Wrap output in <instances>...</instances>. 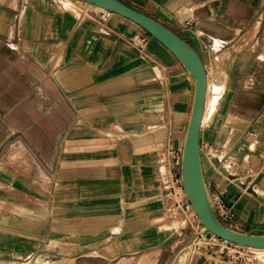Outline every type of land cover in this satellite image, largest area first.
I'll list each match as a JSON object with an SVG mask.
<instances>
[{
  "label": "crops",
  "instance_id": "obj_1",
  "mask_svg": "<svg viewBox=\"0 0 264 264\" xmlns=\"http://www.w3.org/2000/svg\"><path fill=\"white\" fill-rule=\"evenodd\" d=\"M125 1L185 38L208 83L233 55L200 132L204 175L237 229L264 233L263 0ZM96 8L0 0V264H158L168 253L161 177L195 81L139 25Z\"/></svg>",
  "mask_w": 264,
  "mask_h": 264
},
{
  "label": "water",
  "instance_id": "obj_2",
  "mask_svg": "<svg viewBox=\"0 0 264 264\" xmlns=\"http://www.w3.org/2000/svg\"><path fill=\"white\" fill-rule=\"evenodd\" d=\"M86 1L139 25L171 51L189 71L195 81V90L192 111L182 144L181 180L185 195L205 232L234 244L264 249V233L230 228L220 220L214 208L211 192L205 180L200 146V132L208 90L207 69L200 53L167 25L125 0ZM213 162L224 174H229L218 158H214ZM262 178L263 175L259 174L256 182Z\"/></svg>",
  "mask_w": 264,
  "mask_h": 264
},
{
  "label": "built area",
  "instance_id": "obj_3",
  "mask_svg": "<svg viewBox=\"0 0 264 264\" xmlns=\"http://www.w3.org/2000/svg\"><path fill=\"white\" fill-rule=\"evenodd\" d=\"M91 6L93 4L87 2ZM82 16H94L93 13L88 12L86 7L82 6ZM144 39L137 43L138 45H143ZM209 152L212 156L218 158V150L216 148L209 147ZM181 159H182V147L174 148L170 147L166 152V157L164 159L165 170L161 177V190H162V201L164 204L166 216H182L186 215L189 211H194L190 202L188 201L185 193L182 192V180H181ZM219 159V158H218ZM182 195V196H181ZM214 208L220 220L228 227L237 229L238 224L235 218V213L231 207L226 205L225 201V191H218L211 193ZM196 240L200 245L205 246V248L220 247L223 250L227 249L229 253L233 254L232 259L223 260L221 262H231L234 264H253L255 259L251 258V248L246 246H241L228 241H225L216 235L205 232V228L198 223L195 228ZM198 251L192 252L196 254ZM192 254V257H193ZM220 257V256H219ZM224 258V257H223ZM217 262L215 264L221 263Z\"/></svg>",
  "mask_w": 264,
  "mask_h": 264
},
{
  "label": "rangeland",
  "instance_id": "obj_4",
  "mask_svg": "<svg viewBox=\"0 0 264 264\" xmlns=\"http://www.w3.org/2000/svg\"><path fill=\"white\" fill-rule=\"evenodd\" d=\"M77 6V5H76ZM262 10L264 11V0L262 2ZM79 9V6H77ZM97 10H102L100 8H96ZM78 11V10H77ZM105 11V10H102ZM107 12V11H106ZM264 19V15H263ZM264 25V24H263ZM264 27V26H263ZM212 95V92H211ZM222 97V96H221ZM219 97V100L221 99ZM218 100V102H219ZM218 102L211 108L206 116L205 123L207 122L209 116L217 109ZM211 112V113H210ZM204 123V124H205ZM241 176L240 174H237ZM231 176L235 178V174L231 172ZM243 183L249 185L251 180L248 178L240 179ZM257 183H253L252 187L256 188ZM259 190L263 191L264 179L261 183H259ZM182 196V195H181ZM199 218L192 211H189L186 215L182 216H170L169 214L166 216V220L162 222L163 225L162 230L167 235V245H168V253L163 255V262H158V264H179V261L182 257L186 258L190 253L195 250L198 251L196 254H193L192 261H197L201 264H215L217 262L225 261L227 259H232L233 254L229 253L227 249H222L220 247L213 248H205L206 245L202 246L196 240L195 228L198 226ZM252 254L250 255L252 259H255V264H264V252L255 251L251 249ZM220 256V257H219ZM224 257V258H223ZM74 258V255H73ZM59 259V255H57L56 260ZM74 260L72 261V263ZM59 264V263H56ZM185 264V262L183 263Z\"/></svg>",
  "mask_w": 264,
  "mask_h": 264
},
{
  "label": "bare ground",
  "instance_id": "obj_5",
  "mask_svg": "<svg viewBox=\"0 0 264 264\" xmlns=\"http://www.w3.org/2000/svg\"><path fill=\"white\" fill-rule=\"evenodd\" d=\"M222 55H221L222 57L220 56L221 58H219V60H218V63L220 65V73L221 74L220 75L217 74V75H219V77L217 78V80L214 83H211V82L208 83V90H207V95H206L205 113H204V117H203L202 126L205 123L208 111L211 108H213V106L218 102L219 97L222 96V94H223V92L225 90V78H224L223 75L226 73V71L229 68V66L231 67L230 63H232L231 60H233L232 59L233 55L230 52H226V53H224ZM228 72H230V71H228ZM211 92H212V95H211ZM228 171H229V173H231L230 169H228ZM245 183H246V181H245ZM182 192L185 193L184 189H182ZM193 213L196 215L195 211H193ZM250 248L255 250V251H258V252L259 251L264 252V249H261V248H255V247H250ZM192 254L193 253H190L189 256L187 257V259L182 257L180 262H179V264H183L184 262H185V264H190V261H191V258H192Z\"/></svg>",
  "mask_w": 264,
  "mask_h": 264
}]
</instances>
